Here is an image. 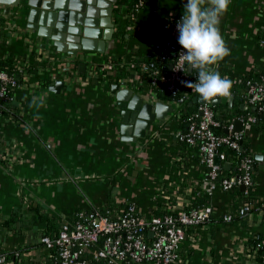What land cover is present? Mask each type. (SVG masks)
Masks as SVG:
<instances>
[{"label":"crops","instance_id":"obj_1","mask_svg":"<svg viewBox=\"0 0 264 264\" xmlns=\"http://www.w3.org/2000/svg\"><path fill=\"white\" fill-rule=\"evenodd\" d=\"M186 3L149 1L137 14V25L149 26L154 32L167 16L183 15ZM114 17L113 11L115 33ZM8 18L6 26L0 23L1 56L24 66L54 62L48 71L22 78L13 93L10 113L0 120V253L15 256L17 264L50 263L52 253L40 244L46 223L29 209L37 208L62 225L91 207L108 208L114 217L134 203L141 215L150 217L158 211L183 210L191 200L205 196L210 183L207 169L196 147L176 140L182 123L172 118L173 107L144 139L135 143L122 139V109L111 87L132 88L145 102L148 92L137 90L139 77L133 64L125 68L131 73L127 78L111 65L107 70L103 66L112 56L144 53L151 47L152 34L126 36L123 42L112 37L103 54L79 52L74 57L59 53L64 61L57 62L49 57L55 49L43 46L44 40L27 29L22 18L13 12ZM219 29L230 55L210 67L234 84L264 59L260 44L264 0H231ZM74 62H78L75 68ZM46 79L48 86H44ZM57 81L62 85L55 91L51 87ZM157 102L171 105V101ZM236 122L241 123L240 130L245 125L241 119ZM244 132L260 173L253 211L246 218L224 222L225 214L234 216L242 206L241 197L215 192L209 200L215 206L211 217L219 214L220 218L186 233L178 264H258L246 249L255 234L264 232V133L253 125ZM15 213L21 218L4 228Z\"/></svg>","mask_w":264,"mask_h":264},{"label":"built area","instance_id":"obj_2","mask_svg":"<svg viewBox=\"0 0 264 264\" xmlns=\"http://www.w3.org/2000/svg\"><path fill=\"white\" fill-rule=\"evenodd\" d=\"M152 1V0H148ZM146 0H138L135 12L138 14L146 5ZM179 15L172 22L171 27L163 25L161 35L165 41H155L154 51L160 54L153 57L151 53L145 54V63L141 65V71L150 75V83L164 87L171 96L182 91L181 96L171 101L173 109L185 105L188 99L200 98L194 91L185 86L187 82L195 83L197 79L189 78L187 74L191 66L178 60L182 51L178 43L179 32L177 21ZM125 19V17L123 18ZM171 21V15L164 18ZM139 30L137 24H128L127 31ZM157 34L153 33L151 40H155ZM49 57L55 58L54 55ZM169 64V71L161 75L159 65ZM110 65H104L103 69H110ZM164 66L161 67L163 69ZM18 87L15 78L5 72H0V120L3 112L7 111L6 104H10L13 93ZM147 102L156 103L155 93H147ZM248 103L254 105L257 102L264 103V86L249 84L246 91ZM229 99L218 97L216 99ZM211 101H205L198 105V114L189 118L184 129L176 133L179 143L196 147L202 164L207 169L209 185L204 189L205 196L210 200L215 192H228L234 188H244L245 195L252 185L250 171L252 160L246 157L240 158L238 167L239 175H231L221 178V166L225 162V155L218 152L220 146H228L231 149H240V140L244 136V130L236 131L233 123L225 129V135H216L213 129L220 124L210 108ZM264 110V106L259 108ZM254 118L244 121L246 126L254 123ZM218 158L219 165L215 159ZM253 211L252 205L242 204L236 214H225L224 222L230 223L234 218H246ZM212 208L210 205L189 211H174L169 215L145 217L141 215L134 203L128 204L126 209L117 216L111 212L104 214L98 208H88L78 211L70 223L62 224L57 234L50 238L42 236L40 243L47 250L54 253L53 264H178L179 250L186 241V233L189 228L198 227L208 222ZM261 246L264 247V241ZM0 264H6V257L0 255Z\"/></svg>","mask_w":264,"mask_h":264},{"label":"trees","instance_id":"obj_3","mask_svg":"<svg viewBox=\"0 0 264 264\" xmlns=\"http://www.w3.org/2000/svg\"><path fill=\"white\" fill-rule=\"evenodd\" d=\"M138 0H117L115 9H114V19H115V33L113 38L116 41L123 42L126 40V36L137 38L138 36H145L147 34H157V38L151 42L150 49L146 50L144 53H140L138 55H132L130 57L125 56H112L107 59L108 64L112 66L113 70L119 71L123 74L126 78L130 76V72L125 70V68L129 67V65L133 64L135 67L136 74L138 75L139 79L136 83L137 90L143 92H152L155 93L156 98L159 101H174L181 96L182 91H179L175 96H171L169 92H167L164 87L158 85L157 83L151 84L150 82V75L148 73H144L141 71V65L145 63V54L151 53L153 57H156L160 54L159 52L154 51V43L155 41L161 43L165 41L166 37L161 35V30L163 25H167L171 27L172 22L177 19L179 15H171V21H165L164 19L160 22L158 29L156 31H151L149 26H143L141 29L136 30L133 29L132 33L126 30V26L128 24H137V13L135 12V5ZM146 2H149L146 0ZM125 17L124 22L122 23V19ZM9 21L8 16L0 18V23L3 26L7 25ZM131 33V34H130ZM260 44L261 48L264 52V31L260 36ZM53 60H45L40 61L37 63H29L28 65H18L14 61H12L9 57L1 56L0 55V72H5L8 75L12 76L16 79L17 83H22V78L24 76H36L42 71H48L53 67ZM75 66H77L78 62H74ZM169 64L164 63L158 66L161 70V75H164L167 71H169ZM66 66H70V63H66ZM164 66L163 69L161 67ZM125 70V71H124ZM187 74L191 79H197L198 77V70L192 69L188 71ZM66 74V73H65ZM19 76V78H17ZM49 79L44 81V86L49 85ZM249 84H259L264 86V59L260 62V64L256 65L253 69H251L246 75L240 77L236 83L233 84L231 89L230 97H233V103L231 107H228L226 104H216L210 106L211 110L215 115V119L219 122V128L213 129V132L216 135H225V129L229 125V123H233L237 119H241L243 121L247 120L248 118H254V123L250 124L255 126L258 130L264 133V110H260L261 106H264L263 102H257L254 105H250L248 103V97L246 96V91L249 87ZM11 104V103H10ZM10 104H6L7 111L3 112L4 116L9 114ZM198 103L193 102V97L187 100L184 106L178 107L174 110L172 118L177 119L182 123V129L188 124V120L191 116L198 114ZM243 106V108H241ZM11 110V109H10ZM246 125L243 126L241 130H244ZM240 149L234 150L228 146H220L218 152L223 153L225 155V162L231 163L232 169L225 170L223 164L221 166L220 177H228L231 175H239L240 172L238 171L240 158L246 157L252 160V169L250 171L252 185L248 189V193L245 195L244 191H240L239 188H234L227 193L229 194H236L237 196L241 197L242 204L246 205H253L256 202V183L258 182L260 173L257 167V161L255 160L254 156L251 154L249 149V143L247 140L246 133L240 140ZM186 145V144H184ZM188 146V145H187ZM189 147V146H188ZM191 147V146H190ZM235 169V170H234ZM210 205L212 208V213L210 215L209 220H218L220 218L219 214L217 218L211 217L214 213L215 206L209 202L207 197H197L194 200H191V205L189 207H185L184 211H189L191 209L201 208L203 206ZM126 209V208H125ZM100 211L104 214L105 212H111L108 208H101ZM29 213L34 216L38 221L45 222L47 229H45V233L43 236H48L50 238L54 237L57 232L61 229L60 224H57L53 221L52 218H48L47 216L40 213L37 208L29 209ZM173 212H162L158 211L155 213L154 216H163L169 215ZM21 216L17 213L13 214L9 220L5 221L4 228H9L12 224L16 223ZM208 220V221H209ZM234 220V219H233ZM232 220V221H233ZM6 223L8 225H6ZM195 228V227H193ZM193 228H189L187 232L193 230ZM262 241H264V232L262 234H255L250 242L247 244L246 254L253 257L258 264H264V247L261 246ZM41 244V243H40ZM39 244V245H40ZM50 263L53 264L55 257L53 251L50 250ZM0 255H4V253H0ZM6 257V264H17V258L12 255H4Z\"/></svg>","mask_w":264,"mask_h":264},{"label":"water","instance_id":"obj_4","mask_svg":"<svg viewBox=\"0 0 264 264\" xmlns=\"http://www.w3.org/2000/svg\"><path fill=\"white\" fill-rule=\"evenodd\" d=\"M117 0H0V15L16 14L26 23V28L34 32L37 38L44 40L43 46H51L57 62L64 61L62 54L76 57L80 52H105L106 43L112 40L114 24L112 15ZM62 53V54H59ZM80 70L84 65H80ZM62 85L57 81L53 90ZM126 86L124 83L122 84ZM120 111L122 139L135 143L144 139L156 122H162L172 112V106L162 102H145L132 88L121 89L119 85L111 87ZM193 102L204 104L201 98ZM233 98L215 99L212 105L226 104L231 107ZM240 131L241 123L234 124ZM219 165L218 158L215 159ZM224 169L230 170L226 163ZM244 191L243 187L239 188Z\"/></svg>","mask_w":264,"mask_h":264},{"label":"clouds","instance_id":"obj_5","mask_svg":"<svg viewBox=\"0 0 264 264\" xmlns=\"http://www.w3.org/2000/svg\"><path fill=\"white\" fill-rule=\"evenodd\" d=\"M230 3L231 0H187L181 20L177 21L178 43L185 50L178 60L198 70L197 81L185 86L204 101L231 95L232 81L210 67L230 55L219 29Z\"/></svg>","mask_w":264,"mask_h":264}]
</instances>
